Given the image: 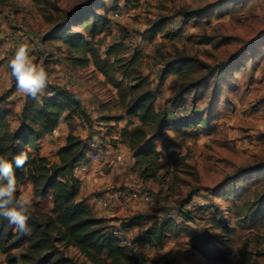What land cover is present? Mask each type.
I'll return each mask as SVG.
<instances>
[{
    "label": "rangeland",
    "instance_id": "obj_1",
    "mask_svg": "<svg viewBox=\"0 0 264 264\" xmlns=\"http://www.w3.org/2000/svg\"><path fill=\"white\" fill-rule=\"evenodd\" d=\"M29 8L37 12L30 15L32 25L23 16ZM106 9H111L110 0H0V15L18 21L6 17V29L21 36L26 24L40 34L38 26L45 23V35L75 24L71 19L76 15L82 17L77 21L94 13L106 16V29L94 38L100 57L106 56L105 45L121 46L106 58L109 78L93 63L68 68L61 62L60 42L44 44L39 53L48 75L56 66H66L84 88L89 113L68 127L88 128L93 137L87 143L100 146L94 163L103 164L102 170L135 162L121 136L129 120L128 129L139 124L126 115L133 94L150 90L155 108L167 117V127L153 140L161 168L145 181L133 163V180L119 186L138 183L148 189L151 202L136 200L144 209L120 220L143 217L126 233L129 241L168 214L187 231L169 237L160 248L136 245L134 261L127 264H264V0H120L116 19ZM157 19L165 20V29L151 38L147 30ZM135 56L125 69L114 62ZM141 78L143 85L130 90ZM177 102L195 112L183 126L169 118ZM116 155L120 161H114ZM189 200L203 202L205 209H196L193 221L184 222L179 212ZM132 203L127 207L136 206ZM213 212L222 215L231 234L211 222Z\"/></svg>",
    "mask_w": 264,
    "mask_h": 264
},
{
    "label": "trees",
    "instance_id": "obj_2",
    "mask_svg": "<svg viewBox=\"0 0 264 264\" xmlns=\"http://www.w3.org/2000/svg\"><path fill=\"white\" fill-rule=\"evenodd\" d=\"M119 1L110 0L111 9H106V12L116 11ZM78 19L82 17L76 15L71 19L75 24L69 22V27H58L54 32L43 35L42 42H60L64 49H61L63 61H57L64 62L68 68H87L93 63L99 72L109 78L105 70L108 65L106 58L115 54L121 46L105 45L106 56L100 57L94 38L106 29V16L94 13L87 20L77 21ZM72 26L77 28L71 29ZM78 29H82L84 34ZM164 29L165 20L157 19L150 24L147 31L153 38ZM135 60L136 56L123 64L117 59L114 62L125 69ZM178 71L179 67L173 73ZM168 73L170 72L164 71V74ZM137 81L130 90L139 89L144 78ZM7 105L5 97L1 96L0 157L14 165L17 155H28L29 159L24 167L15 168L14 165V172L18 195L21 185H32L33 207L27 222L30 229L27 233L16 230L14 225L0 216V254L4 258V264H17L18 258L20 264H127L134 261L128 253L133 252L136 245L160 248L169 237L187 231L186 227L177 224L175 218H165L147 226L129 241L125 234L143 221L142 216H131L123 220H105L97 217L90 206L80 199L81 182L74 176L76 166L87 162L88 143L73 135L71 130L64 145L57 150V163H50L39 157L38 143L55 129L61 120L69 125L74 117L85 115L74 94L62 86H54L49 87L47 94L43 96L28 98L16 116L18 124L13 130L10 128L13 113L11 109L6 108ZM172 109L169 118L177 126L186 125L195 118L191 106L190 115L182 121L174 119ZM126 115L135 117L139 124L128 129L133 123L128 121L127 127L121 132L122 143L134 153V168L140 178L145 181L153 179L162 166L161 154L153 140L167 127V117L155 108L154 96L148 89L132 95ZM150 135L151 139L148 138ZM190 201L179 212L184 222L193 221V212L196 209H205V206L189 208ZM211 215V222L218 223V229L226 234L233 232L225 225L220 213L213 212ZM111 221L119 223V227L111 224ZM116 231L119 235L114 233ZM123 241H126L127 245H124ZM72 250L74 253L69 254Z\"/></svg>",
    "mask_w": 264,
    "mask_h": 264
},
{
    "label": "crops",
    "instance_id": "obj_3",
    "mask_svg": "<svg viewBox=\"0 0 264 264\" xmlns=\"http://www.w3.org/2000/svg\"><path fill=\"white\" fill-rule=\"evenodd\" d=\"M30 9L31 8H29L28 10H24L25 15L23 14V16H25V21L29 20L28 23L32 25L33 23L30 21L31 19L30 15L33 14L34 16H36L37 12L36 11L31 12ZM6 17L12 21H17L11 19L10 16L4 13H1L0 15V46L3 48V50H7L10 46L13 45L11 42H5L2 40L3 37L9 33V30L6 29V22H5ZM38 28H40V34L37 33V30H35L34 26L33 28H31L32 30H34L33 32L26 24L24 29H26L27 33L24 34V36L22 37L26 41V44H28L32 49L30 55L33 57L34 63L41 65L42 61L40 60L39 53L40 51H42L43 45L49 42L42 43V36L44 33L42 29L47 28L45 23L44 25L38 26ZM17 48L18 47H16V49ZM13 57H6V58L0 57V91L2 92L5 90L3 95H5L6 93L8 94L5 101L8 102L6 108L11 109L13 113V117L10 120V128L12 130L17 127L18 121L16 119V116L18 115L21 106L24 104V102L28 100V98L29 99L32 98V97H25L23 95H18L16 90L15 79L11 78L8 75L10 71L8 65ZM50 65L51 67H55L53 66V63H51ZM53 69L54 71L52 72L49 70L50 72L48 75L49 84L44 90L43 95L47 94L49 87L62 86L67 91H69L70 93L74 94L77 97L81 109L85 112V115H87L89 113V107L87 102V94L84 88L81 87L78 81L76 80L71 81L70 79H68L69 75H74V74L71 71L67 70L66 66L63 65L56 66ZM75 78L78 80L77 77ZM3 95L0 94V97ZM74 119H76V117H74ZM56 129L58 131L57 137L52 138L45 135L37 146V153L39 157L45 158L50 163L58 162L57 150L58 148L64 145L65 138L70 132V128L68 127L66 121L64 120H61L59 122ZM88 131L89 130L87 127H83V128L78 127V129L72 131V134L78 137L79 139L88 142L92 140L89 138L93 137V136L91 137V135L88 134ZM133 163H134L133 159H130V161H128V163L126 164H114L112 167H109L108 170L105 171L102 170L103 164H97L94 162L87 161L85 162V167L83 169H77V167L74 169V176L81 182L79 197L80 199L84 200L88 206H90L93 213L97 217L105 220H120V218L125 217L126 215L137 214L138 211L144 209V206L142 207L140 203H134L135 201L129 202V204L133 202L132 204L136 205L135 207L132 206V208H130V206L127 207V204L121 203V201H119L118 199H110L109 201L110 204L107 208H104L100 202L105 190L112 187H119L122 185H126L128 182L133 180L132 173L130 171V168H132ZM21 188L22 186L19 187V192L20 194H23ZM26 192L32 195V185L30 183L26 184ZM111 224H114V221H111ZM136 230L139 231L142 229L136 227ZM72 252L74 253L73 250ZM0 264H4V258L1 254H0Z\"/></svg>",
    "mask_w": 264,
    "mask_h": 264
},
{
    "label": "clouds",
    "instance_id": "obj_4",
    "mask_svg": "<svg viewBox=\"0 0 264 264\" xmlns=\"http://www.w3.org/2000/svg\"><path fill=\"white\" fill-rule=\"evenodd\" d=\"M28 44L20 45L11 59L8 75L15 79L18 95L36 99L44 94L49 84L48 73L43 66L34 63ZM28 155L21 153L14 158L15 168H22L28 161ZM12 162L0 157V216L15 226L16 230L27 233L28 220L33 207L30 193L18 195V185ZM17 264H20L19 258Z\"/></svg>",
    "mask_w": 264,
    "mask_h": 264
},
{
    "label": "built area",
    "instance_id": "obj_5",
    "mask_svg": "<svg viewBox=\"0 0 264 264\" xmlns=\"http://www.w3.org/2000/svg\"><path fill=\"white\" fill-rule=\"evenodd\" d=\"M118 11H114L111 13V19H116L118 17ZM5 42H11L13 45L10 46L7 50H3V48L0 46V57L6 58V57H13L15 54L16 47H19L20 45L26 44V41L21 36V34H11L8 33L6 36L2 39ZM68 79L71 81H78L74 75H69ZM91 111L95 114L96 110L92 106ZM190 106L186 102H179L177 103L173 109H172V116L174 119L178 121H182L185 118H187L190 115ZM75 129H78V126H75ZM47 136L55 138L58 136L57 129H53L50 133L47 134ZM100 146L97 144L91 142L88 143V150H87V161L90 162H97L99 161V154L97 149H99ZM120 156L116 155L114 156V161H120ZM77 169H83L85 167V163H79L77 166ZM110 199H118L121 201V203L127 204V202L140 200L143 203H149L151 202V195L148 191V189L144 186L139 185L138 183H133L127 185L125 188L117 187V188H108L105 190L100 202L103 207H107L109 204ZM193 206H200L204 207L203 202H190L188 207L191 208ZM168 219H173L174 216L172 214H168L166 216ZM116 235H119V232H114ZM124 245H127L126 241L122 242ZM130 256H132V251H129L128 253Z\"/></svg>",
    "mask_w": 264,
    "mask_h": 264
}]
</instances>
